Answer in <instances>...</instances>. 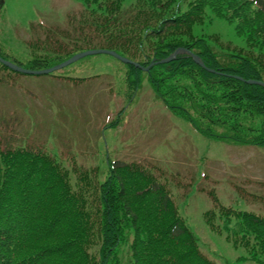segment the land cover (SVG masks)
Returning a JSON list of instances; mask_svg holds the SVG:
<instances>
[{"label": "trees", "instance_id": "trees-1", "mask_svg": "<svg viewBox=\"0 0 264 264\" xmlns=\"http://www.w3.org/2000/svg\"><path fill=\"white\" fill-rule=\"evenodd\" d=\"M73 1L84 15L68 43L16 64L49 68L103 49L146 67L184 48L206 69L187 55L147 73L125 66L130 98L146 83L169 114L205 138L264 149V87L242 81L264 82V0ZM211 18L234 24L245 47L195 33ZM12 75L0 65V83ZM10 127L1 126L7 139L0 135V264H215L147 166L104 160L81 169L73 161L65 169L40 149L15 146ZM204 218L244 251L237 262L264 264V218L223 206Z\"/></svg>", "mask_w": 264, "mask_h": 264}, {"label": "rangeland", "instance_id": "rangeland-1", "mask_svg": "<svg viewBox=\"0 0 264 264\" xmlns=\"http://www.w3.org/2000/svg\"><path fill=\"white\" fill-rule=\"evenodd\" d=\"M1 1L0 53L9 62L25 64L52 42L68 43L65 37L75 35L84 15L69 0ZM39 21L50 30L36 25ZM197 32L230 49L245 47L234 26L222 19L196 25ZM10 72V82L0 83V121L16 119L10 128L25 132L30 147L41 144L65 169L73 161L81 169L96 167L106 152L111 160L144 164L166 187L201 253L215 264H242L237 258L244 251L213 231L204 214L223 206L264 218V149L205 138L165 111L146 83L130 103L126 67L108 55L86 57L58 77ZM121 111L118 126L103 130ZM6 132L0 128V135Z\"/></svg>", "mask_w": 264, "mask_h": 264}, {"label": "water", "instance_id": "water-1", "mask_svg": "<svg viewBox=\"0 0 264 264\" xmlns=\"http://www.w3.org/2000/svg\"><path fill=\"white\" fill-rule=\"evenodd\" d=\"M183 53H186L188 54L189 56H191V58L193 59V61L199 65L200 67L204 68V65L202 64V62L200 61V59L195 56V55H192L190 52H188L187 50H184V49H178L176 50L169 58L159 62V63H155V62H152L147 68H143L141 66H139L138 64L136 63H133L119 55H117L116 53L114 52H111V51H105V50H93V51H87V52H83V53H80V54H77L75 56H73L72 58L68 59L67 61L53 67V68H50L48 70H42V71H31V70H25V69H22L20 67H17L15 65H12L4 60H2L0 58V64L6 66L7 68H9L10 70L14 71V72H17V73H21V74H26V75H46V74H50L54 71H58V70H61L69 65H71L72 63H75L76 61H79L85 57H88V56H95V55H108V56H111L113 57L114 59L118 60L119 62H121L122 64H125V65H131L133 66L134 68H137V69H140L144 72L148 71L151 67H153L154 65H157V64H163V63H167L171 60H173L178 54H183ZM247 84H254V85H260L262 87H264V83L263 82H258V81H247L246 82Z\"/></svg>", "mask_w": 264, "mask_h": 264}]
</instances>
